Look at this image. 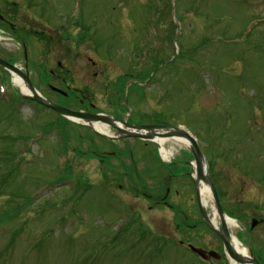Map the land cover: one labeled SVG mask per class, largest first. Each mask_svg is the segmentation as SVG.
<instances>
[{
  "label": "rangeland",
  "instance_id": "rangeland-1",
  "mask_svg": "<svg viewBox=\"0 0 264 264\" xmlns=\"http://www.w3.org/2000/svg\"><path fill=\"white\" fill-rule=\"evenodd\" d=\"M0 57L53 103L190 133L264 260V0H0ZM174 145L106 139L0 65V264H232Z\"/></svg>",
  "mask_w": 264,
  "mask_h": 264
},
{
  "label": "water",
  "instance_id": "water-1",
  "mask_svg": "<svg viewBox=\"0 0 264 264\" xmlns=\"http://www.w3.org/2000/svg\"><path fill=\"white\" fill-rule=\"evenodd\" d=\"M0 64L5 69H7L9 71L14 70V71L18 72L25 79V81L27 82L28 88L32 91V95L26 96V98L35 100V101L53 109L54 111H56L62 115L71 116V117L79 118V119H83V120H100V121L112 126L119 133V137H111V136L103 135V134L99 133L98 131H96L97 133H99L100 135H102L104 137L111 138V139H119V138H123V137H140V138H151V139H152V137L154 138L155 133H151V132H149L148 134L142 133V131H146V129H148V130L156 129L157 127L154 125H151V126L134 125V124L128 123L127 121H122L118 118L111 117V116L104 114V113L92 114V113H88V112H84V111H76V110H71V109H68L66 107H63L59 104L53 103V102L49 101L48 99L44 98L39 93V91L36 89L34 84L31 82L29 76L26 73H24L19 67H17L16 65L10 64L9 62H7L6 60H4L1 57H0ZM117 123L121 124L123 127L118 126ZM160 128H163V127H160ZM170 129H173V128H170ZM166 135L167 136L185 137V138L189 139V141L192 145L190 151L195 158V164H196L195 170H196L197 176L200 179L202 178L206 183H208L211 186L212 195H213V199L215 202V208H216V211L219 213V216L221 219V224H222L221 228L219 229V228L212 226V222H211L209 215L207 214V211L205 209H203L201 206H200V211L203 215L205 222L222 239L226 253L230 256V258H232L234 261H237V262L248 261L252 264H261L259 262L258 258L253 257L252 254H251L250 258H242L232 250V248L230 246V242H229L230 231L224 223V216L226 214L224 212V209L222 207V204H221L219 196H218V192H217V190L213 184V181H212L210 175L205 174L203 172V168H204L203 164H204V161L206 162V158H205L203 150L199 146L197 139L195 137H193L192 135H190V133H188L186 130H183L181 128L173 129L172 131H169ZM195 185H196V188L198 190V185H197L196 181H195ZM253 225H255V223H253ZM192 249L194 251L198 252L200 255H203L201 250H198L194 247H192ZM214 254L215 253H211V255H213V256H214Z\"/></svg>",
  "mask_w": 264,
  "mask_h": 264
},
{
  "label": "bare ground",
  "instance_id": "bare-ground-1",
  "mask_svg": "<svg viewBox=\"0 0 264 264\" xmlns=\"http://www.w3.org/2000/svg\"><path fill=\"white\" fill-rule=\"evenodd\" d=\"M11 76H12V80L14 82V84H16L22 94L28 96L31 94L32 91H30V89L28 88L27 82L25 81V79L16 71L14 70H10ZM73 120V119H72ZM74 121H80V122H84L86 124H88L89 126H91L94 130L98 131L99 133L106 135V136H111V137H119L118 132H114V130H112L110 128V126H108L106 123L100 121V120H74ZM118 126L123 127L121 124L117 123ZM147 131L150 130H146V131H142V133H147ZM168 131H170V129L168 127H163L160 129H156L155 130V135L154 138L151 139V141L156 142L159 145V150H160V155L163 158V160L169 161L173 155H174V150L175 148H169L167 149L166 147V143L169 139H174V146H179L180 148H185L190 150L191 149V143L190 141L185 138V137H177V136H167L166 134L168 133ZM148 134V133H147ZM204 168H203V172L205 174H208V164L204 161ZM192 168H193V179L196 181L197 185H198V190H197V198H198V202L200 204V206L207 210L209 208H211L212 210V226L219 228V224L217 221V212L215 209V206L212 205L213 201V197H212V190H211V186L206 183L202 178H198L197 173H196V164L195 161H192ZM211 205V206H210ZM224 223L225 225L228 227V229H233L234 227L238 226V222L237 220H235L234 218L229 217L228 215L224 216ZM229 242H230V246L232 248V250L238 254L240 257L242 258H250L251 254L249 252V249L247 246H245L243 243H241V241L235 236V234L232 232L230 233V237H229ZM232 261V260H231ZM232 264H252L248 261L246 262H237V261H232Z\"/></svg>",
  "mask_w": 264,
  "mask_h": 264
},
{
  "label": "flooded vegetation",
  "instance_id": "flooded-vegetation-1",
  "mask_svg": "<svg viewBox=\"0 0 264 264\" xmlns=\"http://www.w3.org/2000/svg\"><path fill=\"white\" fill-rule=\"evenodd\" d=\"M202 254H203L202 259H206L207 257H209L208 253L205 250H202Z\"/></svg>",
  "mask_w": 264,
  "mask_h": 264
},
{
  "label": "trees",
  "instance_id": "trees-1",
  "mask_svg": "<svg viewBox=\"0 0 264 264\" xmlns=\"http://www.w3.org/2000/svg\"><path fill=\"white\" fill-rule=\"evenodd\" d=\"M83 32V31H82ZM84 35V37H85V34H83ZM87 38V37H86ZM124 86H125V84H124ZM66 99H68V97H66ZM173 164V163H172ZM262 264H264V260L262 261Z\"/></svg>",
  "mask_w": 264,
  "mask_h": 264
}]
</instances>
